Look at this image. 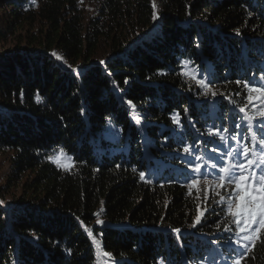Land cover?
<instances>
[{"label": "trees", "instance_id": "obj_1", "mask_svg": "<svg viewBox=\"0 0 264 264\" xmlns=\"http://www.w3.org/2000/svg\"><path fill=\"white\" fill-rule=\"evenodd\" d=\"M155 3L153 20V0H0V157L22 191L0 206V264H97L93 237L114 264L233 258L222 211L192 226L183 145L232 121L264 73V0ZM60 148L69 170L48 159ZM250 248L241 264H264V237Z\"/></svg>", "mask_w": 264, "mask_h": 264}, {"label": "snow or ice", "instance_id": "obj_2", "mask_svg": "<svg viewBox=\"0 0 264 264\" xmlns=\"http://www.w3.org/2000/svg\"><path fill=\"white\" fill-rule=\"evenodd\" d=\"M35 3V0H32ZM153 20L158 19L157 5L155 0H153ZM239 34V31L237 32ZM52 55L56 57L57 60H62L63 58L58 55L56 52H53ZM103 64L104 61H101ZM183 75H191V73L184 72ZM192 79L196 80L197 84L203 89H206L204 92L205 95L208 92H211V95L215 97L217 93L211 91L210 80L199 79L197 76L193 75ZM127 83V81H125ZM236 83L239 85L240 80H237ZM244 87L248 90L247 101L251 103L252 101H257L261 107L254 115H246L244 119L246 124L237 123L236 127H246L247 132L245 134V139L251 142V148L248 146V143H245L242 148L228 146L225 153L222 155L226 156V160L220 161V166L216 172L220 183L216 185L217 188L223 189L226 185H232L233 187L227 191L225 195H221L219 192L218 201L216 202L220 206L221 211L224 213L225 217H230V223L223 225V230L232 232L234 225L236 239L232 241L233 244L237 246V249L241 251H236L234 264H241V259L246 257L248 251L251 250V247H254L258 240H261L264 237V73L261 74L260 82L248 81L243 82ZM255 94V95H253ZM21 98H23V93H21ZM129 106L135 109V105L131 100L127 101ZM256 107V105H253ZM187 111V110H185ZM240 113H246L247 110L245 107L239 108ZM179 114H177L178 116ZM261 119L257 121L256 117ZM132 119L139 124L140 117L135 113L132 114ZM174 122L178 123L176 117H173ZM259 123V128L256 127V124ZM230 129H224L223 133L220 130L213 128L208 129L209 135L219 136V139L222 142H225L229 139L226 133L230 132ZM240 134L231 137L232 140L238 141ZM192 149L189 146L183 148V152L186 155L192 154ZM61 155H66L63 148L59 149ZM49 160H52L54 163H57L59 167L69 170L73 167L72 164H61L59 156H49ZM68 160H72L69 156ZM204 159L201 155H196L194 157V162L189 161V166L191 167L192 173H195V178L188 180V185L191 188L197 187L199 183V178L203 177L207 179L208 176L212 175V172L205 171L206 168H211L213 170L217 169V163H212L210 166L208 164H202L201 161ZM133 171H136L134 168ZM139 177L143 181L146 179V174L143 171L139 172ZM151 182V181H147ZM208 191H211V185L208 188ZM208 199V197H205ZM3 203V202H0ZM207 209L201 210L198 206L197 215L193 221V227L202 222L204 212ZM100 212H103L101 208ZM97 215V224H103L104 221L99 219L100 213ZM220 227V225H217ZM87 230V229H86ZM173 232L179 233L180 229H172ZM88 234L92 237V232L88 230ZM93 244L96 245V257L97 264H100L101 258H106L107 261L111 259V253L103 251L100 247L99 241L93 237Z\"/></svg>", "mask_w": 264, "mask_h": 264}, {"label": "rangeland", "instance_id": "obj_3", "mask_svg": "<svg viewBox=\"0 0 264 264\" xmlns=\"http://www.w3.org/2000/svg\"><path fill=\"white\" fill-rule=\"evenodd\" d=\"M9 47H10V43H1V41H0V57H2L1 56L2 53L8 51ZM74 69L75 68H72V70H74ZM182 70L184 72L191 73V75H189L191 77L193 75H195L199 79L208 80V77H207L206 74L204 75V73H199L198 71L194 70V68L189 69V66H188L187 63L183 66ZM260 77L261 76H259L258 78H255L254 80L256 82H260ZM193 85H194V87H196L199 90H201V92H205L206 91V89H203L201 86H199L197 84L196 80L193 81ZM210 88H211V91H215L217 93V95H220L222 93V92L217 91V88H213L212 86H210ZM246 92H247V94H246V99H245V105L241 106V107H245L246 108V110H247L246 113H240L239 112V108L240 107H237V108L234 107V109H237L236 110L237 111V115H235V114L232 115L234 122H233L232 119H231L232 121H230L229 114L225 113V112L222 113V117H220L219 120L218 119L217 120L213 119L214 123H213V126H211V127L212 128L214 127L215 129L220 130L221 133H223L224 129H229V127L234 129V131L231 130L230 133L228 132V133L225 134V135H227L229 137V139L226 140L225 142H223V146H222L221 140L219 139V136H214V135L208 136L209 138L207 139V141H206V143L204 145H203V143L201 144L198 141H195V142H197V145H195V143H193L191 145V142H186L185 145H183V148L185 146H189L193 150L191 155H186L184 157V160H185L187 165H189V161H193L194 162V157L196 155L205 156L204 160L201 161L202 164H208L210 166L212 163H217V169L216 170H213L210 167L205 169V171L212 172V175L208 176L207 179H205L203 177H200L198 186L194 187V188H191V190H190L189 185H188V180H190L192 178H195L196 174L192 173L190 166L187 167V173H186L187 175L184 178V181L187 183L188 194L191 195L192 197H194L195 204H196L195 215L193 217V221H194V219H195V217L197 215L198 206L200 207L201 210L207 209V211L204 212L203 217L208 215V214L209 215L212 214L216 210H218L217 212H220L221 208L216 203L218 201V199H219V196L217 195V193L219 192L221 195H225L227 193V191H229L233 187L232 185H226L223 189H220V188L216 187V185H218L220 183L218 176H216V172L218 171V168L220 166L219 162L227 159L226 156L222 155V154L225 153V151L228 148V146L242 148V146L245 143H248V146L250 148L252 146L251 142L247 141L245 139V134L247 132V128L246 127H241V128H237L236 127V124L238 122L242 123V124H246V120L244 119V117L246 115H254L259 110V107H261V105L257 101H252L251 103H249L247 101V97L249 95L247 89H246ZM208 94L211 95V92H208ZM253 95H255V94H253ZM212 98L213 99L210 102L214 103L216 100L214 99V97H212ZM253 105H256V107H253ZM213 106H214V104H213ZM218 116L219 115H216L217 118H218ZM209 117H212V116L209 115ZM256 119H257V121H259L261 118L257 116ZM223 123H226L225 127L223 126ZM139 124H137V125H139ZM256 127L259 128V123L256 124ZM197 131H198L197 128L196 129L193 128V131H192L193 135L198 134L199 131L198 132ZM238 133L240 134V138H239L238 141H234V140H232L230 138V136L231 137L236 136ZM217 140H218L219 149H218V146L216 145V146H214L215 148H212V150H210L209 152H205L204 155H203L202 152L198 153L199 152L198 148L200 149V147H198V146H202L203 149H206V147L211 148L212 143H214L213 145H215V143H217L216 142ZM196 146L198 148H195ZM59 157H60V163L61 164H65V163L68 164V162H65V160H64L65 158L63 157V155H60ZM10 178H11L10 177V168H9V165H8L7 158L5 156H2V157H0V185H2L4 187V191H8L9 192L8 195H6L0 201V202H3V203H0V206H5V208H7V204H10V203L14 204L15 203L12 200V198L16 199L20 194L22 195L21 184L20 183L11 184ZM210 185H211V191H208V188H209ZM205 197H208V199H205ZM11 204H10V207L14 206V205H11ZM203 219L204 218H202V220ZM230 219H231L230 217H225L224 213L221 216V220L225 221L224 222L225 224H229L230 223ZM232 227H233V231L232 232L221 230L219 232V236H218L216 241H218L219 239H222V240H224V242L229 243L230 246H229L228 250H231L230 256H232L233 258L225 259L223 257V255H220L218 257L219 264H234L236 251H241V250L237 249V246L235 244L232 243V241L234 239H236L234 225H232ZM228 237L230 238L229 240H227ZM232 250H234V251H232ZM202 263H203L202 260L199 259L195 263H191V264H202ZM100 264H114V261H113L112 258L110 259V261H107L106 258H101ZM162 264H165V263L163 262ZM205 264H213V263L207 262Z\"/></svg>", "mask_w": 264, "mask_h": 264}]
</instances>
